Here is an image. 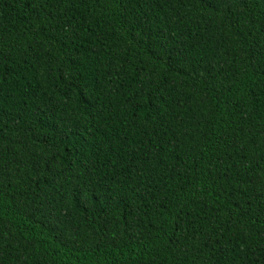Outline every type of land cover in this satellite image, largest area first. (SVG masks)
I'll list each match as a JSON object with an SVG mask.
<instances>
[{
  "label": "trees",
  "instance_id": "trees-1",
  "mask_svg": "<svg viewBox=\"0 0 264 264\" xmlns=\"http://www.w3.org/2000/svg\"><path fill=\"white\" fill-rule=\"evenodd\" d=\"M0 264H264V0H0Z\"/></svg>",
  "mask_w": 264,
  "mask_h": 264
}]
</instances>
